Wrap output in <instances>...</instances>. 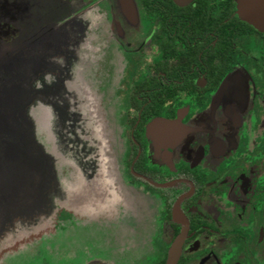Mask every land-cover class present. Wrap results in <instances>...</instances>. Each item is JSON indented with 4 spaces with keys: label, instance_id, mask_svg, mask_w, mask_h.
<instances>
[{
    "label": "flooded vegetation",
    "instance_id": "flooded-vegetation-1",
    "mask_svg": "<svg viewBox=\"0 0 264 264\" xmlns=\"http://www.w3.org/2000/svg\"><path fill=\"white\" fill-rule=\"evenodd\" d=\"M62 1L103 16L95 29L119 63L108 104L120 179L151 200L156 222L138 257L126 249L143 242L115 234L101 250L127 264H168L176 248V264H264V0ZM18 35L0 17V39ZM116 213L97 228L142 216ZM89 227L59 209V233ZM97 254L74 263L115 264Z\"/></svg>",
    "mask_w": 264,
    "mask_h": 264
},
{
    "label": "water",
    "instance_id": "water-1",
    "mask_svg": "<svg viewBox=\"0 0 264 264\" xmlns=\"http://www.w3.org/2000/svg\"><path fill=\"white\" fill-rule=\"evenodd\" d=\"M24 7L20 24L4 20L19 37L0 40V252L50 235L60 205L102 224L120 207L136 214L108 125L118 59L101 55L104 35L88 15L71 16L60 0Z\"/></svg>",
    "mask_w": 264,
    "mask_h": 264
},
{
    "label": "rangeland",
    "instance_id": "rangeland-1",
    "mask_svg": "<svg viewBox=\"0 0 264 264\" xmlns=\"http://www.w3.org/2000/svg\"><path fill=\"white\" fill-rule=\"evenodd\" d=\"M60 2L64 5V2L62 0H60ZM34 4H35V0H0V17H1L2 21L10 18L9 20H15V22L17 24H20L22 22L20 20V19H22L21 15L24 14V13H22L24 11V10H22V8H25L24 7L25 5L32 6ZM19 8H21V9H19ZM64 8L67 9L64 12H70L69 8L66 7L65 5H64ZM11 14H13L14 17H12ZM89 17H90V15H89ZM15 28L18 30L17 27H15ZM18 32H20V31H18ZM11 43H13V41L10 42L9 44H11ZM109 52L110 51H108L107 48H105V47L102 48V54L101 55H104L106 57L107 61H110V57L108 56ZM117 59H118V57H115L111 60L114 61ZM108 86H110L109 79L107 81V84L105 81V88L104 89H106V87H108ZM107 106L108 105H106V107H105V105H104L105 109L107 108ZM103 116H105V111L103 113ZM109 116H111V113ZM107 121H108V119H107ZM108 125L110 126V128L113 132L119 131V127L116 124V122L113 121V119H112V124L108 122ZM110 128H109V137L111 138L113 132L110 130ZM113 137H116V136H112V139H114ZM120 160H121V156H120ZM78 183L79 182L77 181V184ZM132 193H133V196L130 197V200H129L130 203L129 204L131 206H139V205L145 206L143 208L144 209L143 220L142 219H136V218L131 219L130 217H126V218L123 217L120 220L121 222L119 224H117V223L114 224V225H117L115 228V230H117V232H114V231L110 232V231H107L106 229L100 230V231L92 230V234L88 233V234H83V236H82V237H86V236L91 237L92 236V238H90V239L93 240L92 244H93V247H95V248H92V250L94 252L97 251L98 252L97 255L101 259H111L115 264H127V262H128L127 257H125V259L123 260L121 253H119L118 256H114L115 254L113 255L110 252L102 251L101 248L105 246L104 245L105 240H107V241L111 240L112 236H114V234H115V239L114 238L113 239L114 240L117 239L120 242H124V244H126V246H127V243L130 245L134 242V245H135L136 243L139 244V243L143 242V247L138 251L132 252L129 249H126L127 251L132 253L133 258H136V257H138V255L145 252L150 247L149 244L152 243L154 236H155V232H156V227H155L156 222L154 221V218H151V220H150L149 218L146 217L147 215L151 214V210L149 211V209H152L151 200L149 198H147L145 195L142 196L141 194L137 193L136 191H133ZM153 209H154V207H153ZM81 219L86 220L84 218H81ZM122 221H124V222H122ZM134 221H137V223H134ZM114 225H112V227ZM121 228H136V230H133L135 233H131L129 231H121ZM70 230H72V229H70ZM76 237L78 238V236H76ZM52 238H57V237L53 235ZM60 249L57 248V250H59V251L55 250L52 247H48V249H47L50 252L49 255L56 258V260L59 264H75L74 263L75 261L81 262V259L72 260L73 255L70 252L67 253V252H65L66 250H62V249L60 250ZM126 250H125V252H126ZM94 252H93V254H94ZM127 255L129 256V254H127ZM116 257H118V259ZM43 264H44V261H43Z\"/></svg>",
    "mask_w": 264,
    "mask_h": 264
},
{
    "label": "trees",
    "instance_id": "trees-1",
    "mask_svg": "<svg viewBox=\"0 0 264 264\" xmlns=\"http://www.w3.org/2000/svg\"><path fill=\"white\" fill-rule=\"evenodd\" d=\"M69 13L71 14V16H76V14H72L71 11ZM89 13L90 12H84V13H81V15H88ZM78 15H80V14H78ZM89 15H90L89 18H91V21H93V22L95 21V22H97V24L104 22L103 16L100 14H96V13L91 12ZM3 22H5V21H3ZM19 35H20V32H19ZM1 41L5 44H9V43L4 42L3 40H1ZM144 207L145 206H143V208ZM61 208L66 209L70 213H74L76 215H79L82 218V215H80V214H82L83 212H80V211L78 213L72 212L67 207L62 206V205L56 207L54 214L52 215V225H53L52 226V228H53L52 232L53 233H51L50 235H46L45 237H42L40 240H38L35 243H32L31 240L23 241L22 243H20L21 245H19L18 249L17 248L15 249L14 245H13V247L12 246L11 247H5V244H4L3 247L1 248L3 250L0 252V264H43V261H44V264H59L57 262L56 258L49 255L50 252L47 250L48 247H52L55 250H57V248L58 249L61 248L62 250H66L65 252H67V253L70 252L73 255L72 260L86 259L89 257H93L92 253H88L87 250H85L89 246L93 245L92 244L93 240L90 239V238H92V236L91 237H89V236L82 237V236H83V234H88V233L92 234V230H96V231L104 230L105 227L101 226V228H97V223H94L92 221L90 222V220H87V219L86 220L81 219L86 225H89L90 227L87 230H85V233L81 232L82 235L80 234L78 236V238L73 235L72 230L66 231L65 233H59L57 231V228H56V217H57L59 209H61ZM121 209H122V211L124 210L122 207H120V209L118 208L117 212L118 211L121 212ZM136 212L138 214L140 213L139 215H142L141 219L143 220L144 209H143V212H141L140 209H137ZM112 215L115 216V213ZM124 215H125V213H124ZM133 230H136V228H129V232L132 233ZM121 231H124V230L121 229ZM37 234H40V233L38 232ZM53 235L56 236L57 238H52ZM113 237L114 236H112V239H113ZM105 241H104V243H105ZM27 242H31V243H27ZM23 244H24V246H22ZM57 251H59V250H57Z\"/></svg>",
    "mask_w": 264,
    "mask_h": 264
}]
</instances>
